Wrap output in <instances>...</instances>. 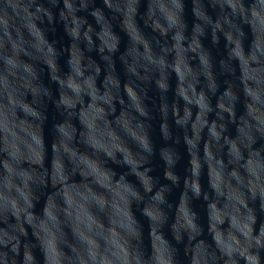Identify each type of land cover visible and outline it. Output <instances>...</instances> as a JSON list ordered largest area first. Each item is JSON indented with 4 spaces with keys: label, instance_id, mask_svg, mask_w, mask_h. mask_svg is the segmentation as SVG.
Returning a JSON list of instances; mask_svg holds the SVG:
<instances>
[{
    "label": "water",
    "instance_id": "obj_1",
    "mask_svg": "<svg viewBox=\"0 0 264 264\" xmlns=\"http://www.w3.org/2000/svg\"><path fill=\"white\" fill-rule=\"evenodd\" d=\"M0 264H264V0H0Z\"/></svg>",
    "mask_w": 264,
    "mask_h": 264
}]
</instances>
